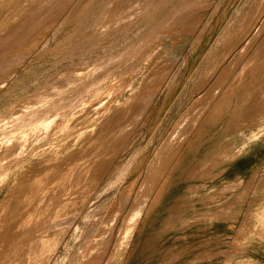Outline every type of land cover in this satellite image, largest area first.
<instances>
[{"label": "rangeland", "instance_id": "obj_1", "mask_svg": "<svg viewBox=\"0 0 264 264\" xmlns=\"http://www.w3.org/2000/svg\"><path fill=\"white\" fill-rule=\"evenodd\" d=\"M145 71L155 85L117 105ZM101 118L105 169L98 163L78 193L81 212L76 203L68 215L77 218L53 234L63 240L34 258L0 228V264L19 254L82 264L102 234L107 264L132 213L113 264H264V0H0V171L15 170L9 184L39 158L64 157L70 141L83 147Z\"/></svg>", "mask_w": 264, "mask_h": 264}, {"label": "bare ground", "instance_id": "obj_2", "mask_svg": "<svg viewBox=\"0 0 264 264\" xmlns=\"http://www.w3.org/2000/svg\"><path fill=\"white\" fill-rule=\"evenodd\" d=\"M57 1V0H56ZM62 1V0H61ZM67 1V0H66ZM159 1V0H158ZM181 1V0H180ZM54 3V2H53ZM68 3V2H66ZM111 5V3H110ZM178 5V4H176ZM153 6V5H152ZM110 7V6H109ZM157 7V6H156ZM203 7V6H202ZM52 8V7H51ZM58 9V8H57ZM119 11V10H118ZM167 13V12H166ZM115 14V13H114ZM182 14V13H181ZM113 15V14H112ZM12 16V15H11ZM240 17V16H239ZM113 18V17H111ZM110 18V19H111ZM166 18V17H165ZM167 19V18H166ZM139 20V19H138ZM50 25V24H48ZM132 26V25H131ZM135 26V25H134ZM133 28V27H132ZM43 32V31H42ZM102 36V35H101ZM89 37V36H88ZM143 37V36H142ZM157 37V36H156ZM104 38V37H103ZM93 42V41H92ZM137 47V46H136ZM141 47V46H139ZM151 53V52H150ZM81 56V55H80ZM91 58V57H90ZM146 58V57H145ZM174 58V57H173ZM166 59V58H165ZM163 60V61H166V60ZM170 59V58H169ZM168 59V60H169ZM176 59V58H175ZM167 60V61H168ZM171 60V59H170ZM143 61V60H142ZM172 61V60H171ZM171 61L169 63H171ZM162 62V61H161ZM159 62V63H161ZM166 63V62H165ZM168 63V62H167ZM173 63V62H172ZM95 64V63H94ZM164 64V63H163ZM139 65V64H138ZM157 65V64H156ZM160 65V64H159ZM162 65V64H161ZM171 65V64H170ZM164 66H166V68L168 69L167 65L165 64ZM161 67V66H160ZM163 67V66H162ZM169 67H172L169 66ZM136 68V67H135ZM157 68V67H155ZM153 68V69H155ZM164 68V67H163ZM161 68V70L163 69ZM130 69V68H129ZM140 69V67H139ZM152 69V68H151ZM165 69V68H164ZM165 70L162 72V75L158 76V78L160 79V81H158L157 85L153 87V94H157L158 91L161 89V86H162V81L164 80V82L166 81L165 79L167 78V74H168V71L169 70ZM172 69V68H171ZM170 69V70H171ZM137 70V69H136ZM153 71V70H151ZM159 71V70H158ZM170 72V71H169ZM143 73V72H142ZM149 73V72H148ZM146 71L144 72V75H142V80L139 81V85L133 89V91L131 92L130 91V94H126L123 95V98L119 99L118 98V103L117 105H120L121 104L123 105L124 103H128L129 101L132 100V98L134 96H136V94L139 93L140 95V92H142L143 90L147 89L148 88H151L152 85H155L153 81L150 80V82H148L149 80H147V74H148ZM152 73V72H150ZM154 73V72H153ZM158 72L154 73V74H157ZM161 73V72H160ZM159 73V74H160ZM151 75V74H150ZM157 76V75H155ZM152 77H154V75H152ZM150 78V77H149ZM156 79V77H155ZM154 80V79H153ZM123 82V81H122ZM124 83V82H123ZM138 83V82H137ZM156 83V82H155ZM133 84V83H132ZM128 85V84H125V86ZM131 86V85H130ZM136 86V85H135ZM119 87V86H118ZM132 87V86H131ZM130 89V88H129ZM128 89V90H129ZM147 90H145L147 92ZM128 93V92H127ZM143 94V93H142ZM150 94V93H149ZM152 94V92H151ZM148 95V94H147ZM138 96V95H137ZM136 96V97H137ZM150 96V95H149ZM142 97V96H141ZM146 97V96H145ZM103 98V97H102ZM101 98V99H102ZM107 98V97H105ZM139 98V97H137ZM147 98V97H146ZM136 99V98H135ZM142 99V98H141ZM148 100V99H147ZM260 100V98H259ZM99 101V100H98ZM96 101L92 106H95L103 101L104 98L101 100V101ZM142 100H140L141 102ZM256 101V100H255ZM136 102V101H135ZM137 103V102H136ZM142 103V102H141ZM140 103V104H141ZM144 103V101H143ZM133 104V103H132ZM139 104V105H140ZM258 104V103H257ZM263 104V103H262ZM131 105V104H130ZM138 105V104H137ZM133 106V105H132ZM143 106V105H142ZM124 107V106H123ZM135 107L137 108V106L135 105ZM95 108V107H94ZM116 108V107H115ZM135 108V109H136ZM93 109V108H92ZM91 109V110H92ZM127 109V108H126ZM134 109V110H135ZM139 109V108H138ZM137 110V109H136ZM135 110V111H136ZM111 111H113V108L111 109ZM110 111V112H111ZM85 112V111H84ZM87 112L89 113V109H87ZM86 112V114H87ZM109 112V113H110ZM116 112V111H115ZM114 112V113H115ZM108 113V114H109ZM118 113V112H117ZM115 113V114H117ZM107 114V115H108ZM112 114V112L110 113ZM119 114H121L119 112ZM114 115V114H112ZM84 116H85V113H84ZM83 116V118H84ZM111 116V115H109ZM121 116V115H119ZM115 117V115H114ZM128 117V116H127ZM89 118V115L88 117H86L85 119ZM99 119L98 116H94L93 118L91 117L89 120L90 121H94L93 119ZM104 118V117H102ZM102 118L100 119V121L102 120ZM108 119L109 117H105L104 119ZM96 119V120H97ZM103 119V120H104ZM113 119H116V118H112L111 117V120ZM118 119V118H117ZM122 119V117H121ZM126 119V118H125ZM128 119V118H127ZM131 119V118H130ZM110 119L107 120V122H110L111 121ZM100 121L98 123V126H96V123L94 124L95 125V128H90L89 131H85L86 133L84 134V138L86 137L87 138H90L89 140H85V145L82 147H78V149H75L73 147H75V145L72 144V141H70V145L66 148L68 149L66 151V153L63 155L64 157H61L58 156L59 158H57L56 161H49L48 163H45L42 162L43 160H40V161H37L39 159H37L34 163V166L33 167H30L29 169H27V171L25 172V174L22 175V177L20 178L19 176H17L19 179L14 181L15 183L13 185L9 184L10 181H12V178L14 177V171H11V168L9 169V171H3V168L1 171H0V174L3 176V179L0 180V194L1 192L3 191V189L5 187H7V185H10L9 186V189L8 191L9 192H6V196L3 198V199H6L7 200L5 202L2 203V208L3 209H0V211L2 210V218H4V221H5V227L2 225L0 226L1 229H3V231L5 233H9L8 236L10 237V233H14V237L15 238H23L22 241L23 243L25 244V250L27 251L28 250V254L30 255H34L36 254L39 258V254L41 251H44V249L46 250V248L48 247L49 244H52V241L53 240H56V238H54L58 233V231H61V227L63 225H66L65 221H67L66 219H68L69 217H73L75 218V211L74 214L72 215H68L69 213H71L72 210H74L76 208V206L78 205V203L81 201H79V194L83 193V190H85L86 188H88V185H90V183L92 182V180H95L97 178V174H98V167L99 164L101 165V163H99L98 161H100L99 159L102 160V158H100L101 156L104 155H101L102 154V143H101V138L99 139V135L101 134V132L104 130V129H107V128H104L105 125L107 124L106 123V120L105 122L104 121H101V124H100ZM122 121V120H121ZM96 122V121H95ZM103 122L105 123L103 125ZM112 123V122H111ZM117 123V122H116ZM109 124V123H108ZM119 124V123H118ZM111 125V124H110ZM121 126V125H120ZM92 127V126H91ZM110 129H111V126H109ZM113 127V126H112ZM119 127V126H118ZM117 127V128H118ZM114 128V127H113ZM112 128V129H113ZM109 130V129H108ZM118 130V129H117ZM114 131V130H112ZM111 132V131H110ZM104 133V132H103ZM95 136V135H98V138L95 136V138H92V136ZM103 135V134H102ZM108 135V134H107ZM109 136V135H108ZM82 137H80L81 139ZM79 140V137L75 138L73 140L74 141H77ZM84 140V139H83ZM111 140V139H110ZM113 140V139H112ZM121 141V140H120ZM103 142V140H102ZM107 142V141H106ZM109 143V142H107ZM31 145V144H30ZM110 146V145H109ZM112 146V145H111ZM28 147V146H27ZM31 148V147H30ZM71 148V149H70ZM107 148V146H106ZM34 149V148H32ZM31 150V149H30ZM29 150V152H30ZM65 150V147H61L60 149H57L56 151L58 153H61L62 151ZM12 151V150H11ZM54 151V150H53ZM52 151V152H53ZM111 151V150H110ZM26 152V151H25ZM28 152V153H29ZM34 153V152H33ZM33 153H30V154H33ZM55 153V152H54ZM53 153V154H54ZM3 154V153H2ZM26 154V153H25ZM52 154V153H50ZM107 154V152H106ZM105 154V155H106ZM109 154V153H108ZM1 155V154H0ZM2 156V155H1ZM47 156V155H46ZM55 156V155H54ZM53 156V157H54ZM113 156V155H112ZM24 157V156H21V158ZM37 157H40V156H37ZM57 157V156H56ZM103 157H107V156H103ZM110 157H111V154H110ZM45 158V157H44ZM48 158V157H47ZM51 158V157H50ZM49 158V159H50ZM1 159V158H0ZM23 159V158H22ZM21 159V161H22ZM46 159V158H45ZM53 159V158H52ZM55 159V158H54ZM104 159V158H103ZM108 159V157H107ZM24 160V159H23ZM48 160V159H46ZM106 160V159H105ZM16 161V160H15ZM20 161V160H19ZM33 161V160H32ZM64 161V164H60V166L58 167L56 164L58 163H61ZM42 164H40V163ZM47 162V161H46ZM106 161H104L105 163ZM31 163V161H30ZM54 164L53 166V170L51 172V170H49L48 172L46 173H43V171H46L47 167L51 164ZM99 163V164H98ZM17 164V163H16ZM19 165H23V161L22 163L20 164V162H18ZM17 164V165H18ZM98 164V165H97ZM106 164V163H105ZM108 164V162H107ZM13 165V164H11ZM32 165V164H30ZM28 165V166H30ZM16 167V165H14ZM13 166V167H14ZM104 166L101 165L100 167ZM106 166V165H105ZM9 167V166H7ZM27 167V166H26ZM1 168V167H0ZM108 168V167H107ZM6 169V168H5ZM105 169L104 167H102V170ZM11 171V172H10ZM25 171V170H24ZM106 171V170H105ZM4 172V173H3ZM102 172V171H101ZM3 173V174H2ZM24 173V172H22ZM21 173V174H22ZM16 174V173H15ZM56 174H57V177H56ZM101 174V173H100ZM0 175V176H1ZM53 177V178H52ZM11 183V182H10ZM98 183V182H97ZM88 184V185H87ZM94 186V185H93ZM92 186V188H94ZM71 188V189H70ZM69 189V190H68ZM6 191V190H5ZM30 191V192H29ZM29 192V193H28ZM72 193H74V195L76 194L77 197L73 196L72 200L69 198V194L72 195ZM79 193V194H78ZM85 194V193H84ZM4 195V193H3ZM91 195V194H90ZM83 197L85 195H82ZM75 197V199H74ZM81 197V196H80ZM83 199V198H82ZM3 200L0 201V203L2 202ZM79 201V202H78ZM85 202V201H84ZM77 203V205H76ZM5 204H6V207L7 208H10V209H6L4 208L5 207ZM85 205V203H83ZM125 204V203H124ZM84 205H81V206H77V208L75 209L76 210V213H80L81 212V208L84 206ZM25 206H29L28 210H22L23 207ZM79 208V209H78ZM5 210V211H4ZM121 210V208L119 209ZM72 212V213H73ZM88 212V211H87ZM130 214V213H129ZM72 217V218H73ZM117 217V216H116ZM115 217V218H116ZM136 217V213H132L131 215H129L126 219H124L122 221V224L120 226V229H119V238L117 240V244L115 246V250L113 252V256L111 257L110 261L107 263V264H113V262L116 260L118 254L121 252V249L123 248L126 240L129 238L130 234L132 233L135 225H132L135 221H134V218ZM1 218V217H0ZM77 218V217H76ZM75 218V219H76ZM70 219V218H69ZM132 219V221H131ZM138 218H136L137 220ZM2 220V219H0ZM74 220V219H73ZM117 220V219H116ZM69 222L71 221L68 220ZM103 221V220H102ZM112 221V219L110 220ZM138 221V220H137ZM1 222V221H0ZM3 222V220H2ZM68 222V225L69 224H72V223H69ZM109 222V221H107ZM116 222V221H115ZM109 224V223H107ZM89 226V225H88ZM60 227V228H59ZM70 227V226H69ZM67 230H69L68 228ZM105 227V226H104ZM107 228V227H106ZM111 228V227H110ZM118 228V227H117ZM60 229V230H58ZM93 229V228H92ZM109 229V228H108ZM113 229V227H112ZM0 231V234L4 235L5 233ZM62 232V231H61ZM66 232V230L64 231L63 230V233ZM88 232V231H87ZM110 232V230H109ZM67 233V232H66ZM65 233V234H66ZM92 233V232H91ZM111 233V232H110ZM55 236H54V235ZM63 234V236L65 235ZM101 234V233H100ZM105 234V233H104ZM108 234V233H107ZM1 235V237H3ZM62 235V234H61ZM103 235V234H102ZM101 235V236H102ZM54 236V237H53ZM100 236V237H101ZM104 236V235H103ZM57 237V236H56ZM60 237V236H59ZM99 237V238H100ZM5 238V237H4ZM63 237H60L59 239L60 240H63L62 239ZM97 238V237H96ZM99 238L96 240L94 238L93 241H90L91 244H90V247H91V250L92 252H89L90 254L88 255V257L86 256L85 259H83V262L82 264H91L93 261L96 262L95 264H99L101 259L106 255L107 253V249H108V244L107 246H105V244H103L105 247H103V245H101V239H103V237L99 240ZM111 238V237H110ZM53 239V240H52ZM59 239H58V243L59 242ZM109 239V238H108ZM106 239V240H108ZM21 240V239H20ZM51 240V242H50ZM110 240V239H109ZM22 241H19V242H22ZM103 241V240H102ZM7 242L9 243L10 240L7 239ZM104 242V241H103ZM102 242V243H103ZM106 242V241H105ZM6 243V244H8ZM55 243V241H54ZM109 243V242H108ZM23 244V245H24ZM88 244V242H87ZM53 245V244H52ZM51 245V246H52ZM55 245V244H54ZM60 245V244H59ZM6 245H4L5 247ZM16 246V245H15ZM22 247V244H20L18 246L17 244V247ZM50 246V249L52 248ZM58 246V245H57ZM22 247V248H24ZM21 248V249H22ZM55 248V247H54ZM53 248V249H54ZM83 248V247H82ZM49 249V250H50ZM24 250V249H22ZM21 250V252H22ZM56 250V249H55ZM82 250V249H80ZM89 250V249H88ZM90 250V251H91ZM5 252V251H4ZM50 253V251H48ZM54 252V250H53ZM27 253V252H25ZM5 254V253H4ZM23 254V253H22ZM52 255L54 253H51ZM77 254V253H75ZM74 254V256H75ZM80 254V253H79ZM88 254V253H87ZM20 255V254H19ZM19 255H13L15 256L14 259V264L16 262V264H29L28 262L31 261L32 259L34 260V258H32L31 260H27L25 255L18 257ZM30 255L28 257H30ZM43 255V254H41ZM40 255V256H41ZM12 256V255H11ZM12 256V257H13ZM7 257V256H6ZM22 257V258H21ZM52 257V256H51ZM50 256L47 258V256L45 258L47 259H50L51 258ZM5 258V256H4ZM11 258V257H10ZM25 258V259H24ZM41 258V257H40ZM2 259V258H1ZM12 259V258H11ZM12 259V260H13ZM42 260H38L39 262L43 261L42 264H44V261L45 259L41 258ZM46 259V261H47ZM53 259V258H52ZM75 259V257H74ZM6 260V258H5ZM10 260V259H9ZM27 260V261H26ZM11 261V260H10ZM18 261V262H17ZM35 261V263H34ZM32 263L33 264H39L37 260H34ZM50 261V260H49ZM8 263V262H7ZM30 263V264H32ZM3 264H6L3 263ZM9 264H11L9 262ZM46 264V263H45ZM79 264V263H78ZM93 264V263H92Z\"/></svg>", "mask_w": 264, "mask_h": 264}]
</instances>
